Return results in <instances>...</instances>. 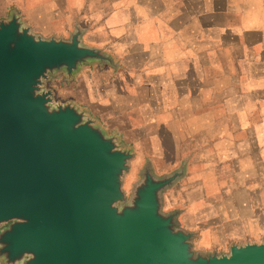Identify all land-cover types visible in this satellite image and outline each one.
<instances>
[{
	"label": "crops",
	"instance_id": "obj_1",
	"mask_svg": "<svg viewBox=\"0 0 264 264\" xmlns=\"http://www.w3.org/2000/svg\"><path fill=\"white\" fill-rule=\"evenodd\" d=\"M12 12L44 38L78 26L113 60L63 73L60 102L135 155L132 189L147 164L158 177L185 170L164 212L196 251L262 243L264 0H0V20Z\"/></svg>",
	"mask_w": 264,
	"mask_h": 264
},
{
	"label": "water",
	"instance_id": "obj_2",
	"mask_svg": "<svg viewBox=\"0 0 264 264\" xmlns=\"http://www.w3.org/2000/svg\"><path fill=\"white\" fill-rule=\"evenodd\" d=\"M69 39L44 38L12 12L0 20V261L4 264H264L262 243L198 252L164 193L181 169L147 164L128 197L135 155L75 105L55 103L46 81L113 60Z\"/></svg>",
	"mask_w": 264,
	"mask_h": 264
},
{
	"label": "rangeland",
	"instance_id": "obj_3",
	"mask_svg": "<svg viewBox=\"0 0 264 264\" xmlns=\"http://www.w3.org/2000/svg\"><path fill=\"white\" fill-rule=\"evenodd\" d=\"M53 80L46 81V84L44 87H45V89H53L55 91V98H54L55 103H62L60 101H62L63 96H66L67 94H69L71 92V90H69V88L67 87V82L65 80L63 73H60ZM56 93H58V94H56ZM134 165H135V162H133L132 166H134ZM136 169H138V168H136ZM134 173H135V169L132 168L129 175L125 178L124 191L128 197L131 196L132 183L136 180V176H133ZM132 178H134V179L132 180ZM6 227H7L6 225L1 226L0 230H3ZM0 262L2 264H4L2 261H0Z\"/></svg>",
	"mask_w": 264,
	"mask_h": 264
},
{
	"label": "clouds",
	"instance_id": "obj_4",
	"mask_svg": "<svg viewBox=\"0 0 264 264\" xmlns=\"http://www.w3.org/2000/svg\"><path fill=\"white\" fill-rule=\"evenodd\" d=\"M198 246L208 247L209 241L207 239L201 240L198 242Z\"/></svg>",
	"mask_w": 264,
	"mask_h": 264
}]
</instances>
